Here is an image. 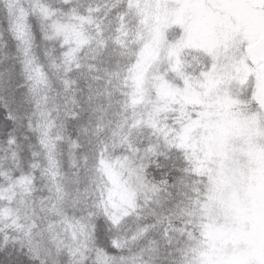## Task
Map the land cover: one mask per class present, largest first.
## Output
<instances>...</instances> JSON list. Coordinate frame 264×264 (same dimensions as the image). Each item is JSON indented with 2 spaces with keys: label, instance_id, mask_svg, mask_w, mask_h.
Wrapping results in <instances>:
<instances>
[{
  "label": "snow or ice",
  "instance_id": "6c2138e0",
  "mask_svg": "<svg viewBox=\"0 0 264 264\" xmlns=\"http://www.w3.org/2000/svg\"><path fill=\"white\" fill-rule=\"evenodd\" d=\"M0 264H264V0H0Z\"/></svg>",
  "mask_w": 264,
  "mask_h": 264
}]
</instances>
